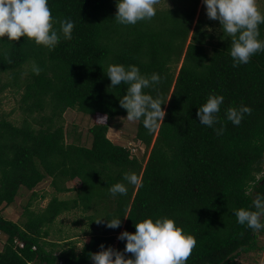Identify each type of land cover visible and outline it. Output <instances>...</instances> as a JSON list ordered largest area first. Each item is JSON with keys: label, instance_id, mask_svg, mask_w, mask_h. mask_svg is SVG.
I'll return each instance as SVG.
<instances>
[{"label": "trees", "instance_id": "1", "mask_svg": "<svg viewBox=\"0 0 264 264\" xmlns=\"http://www.w3.org/2000/svg\"><path fill=\"white\" fill-rule=\"evenodd\" d=\"M166 1L173 6L158 9L151 20L123 26L114 20L116 0H49L54 27L59 29L61 16L74 19L71 36L61 32L51 48L27 37L0 38V94L19 95L27 115L17 123L10 119L13 112L0 110V211L14 204L22 187L34 191L47 178L58 193L70 192L68 181L81 182L72 200L54 197L39 211L29 203L20 222L0 213V264H92L90 253L101 244L122 251L121 231L134 232L136 222L161 216L195 237L187 264H238L242 255L262 249L264 230L238 224L233 213L251 208L257 193H264V52L233 67L231 38L221 30L213 43L205 22H195L202 0ZM259 30L264 39V24ZM32 62L39 75L32 73ZM109 64L161 76L143 91L167 102L163 122L149 132L142 120L134 121L143 154L108 137L111 125L126 119L119 99L128 87H109ZM210 93L224 97L221 122L214 125H223L220 135L196 117ZM241 105L252 111L234 126L225 111ZM68 110L107 114L106 124L89 130L91 146L67 141L62 122ZM125 173H135L138 184L124 181ZM117 182L126 184V195L109 193ZM75 210L86 213L82 235L89 237L80 251L70 238L49 240L51 225ZM101 216H122L121 227L96 223Z\"/></svg>", "mask_w": 264, "mask_h": 264}, {"label": "clouds", "instance_id": "2", "mask_svg": "<svg viewBox=\"0 0 264 264\" xmlns=\"http://www.w3.org/2000/svg\"><path fill=\"white\" fill-rule=\"evenodd\" d=\"M159 3L160 0H116L114 20L123 26L151 20L157 14ZM202 3L207 18L218 21L223 34L231 38L229 54L233 67L247 64L253 55L264 52V39L260 38L259 30V26L264 24V12L258 7V0H202ZM52 21L49 0H0V38L17 41L27 37L36 45L51 48L61 39V32L64 36L72 35L75 23L72 17L61 16L58 29ZM31 71L39 75L41 68L32 62ZM106 76L110 80L109 87L115 88L122 83L128 85L126 94L119 99L120 106L126 110L127 120H142L149 132L163 122L166 113L162 105L167 102L159 95L153 97L143 91L161 82L158 73L145 75L141 74L136 65L125 67L123 64H109ZM223 101V95L210 93L196 112L199 124L214 128V125L220 123L219 113ZM251 111L245 105L230 107L226 109L225 116L234 126H238L244 115L251 114ZM107 119L105 114L98 117L96 122L105 124ZM214 130L218 135L222 134L223 125ZM123 180L131 185L139 182L135 173H125ZM109 193L112 196L126 195L127 186L117 182L109 188ZM233 214L238 224L254 232L264 230V193H257L251 208H240ZM121 217L114 216L109 220L101 216L95 221L103 223L107 228L116 229L121 227ZM134 227V232L123 230L118 234L117 239L125 241L122 251L101 244L100 251L90 253L92 264H187L197 244L192 234L167 216L155 219L148 217L136 222ZM127 253L131 255L126 257Z\"/></svg>", "mask_w": 264, "mask_h": 264}, {"label": "rangeland", "instance_id": "3", "mask_svg": "<svg viewBox=\"0 0 264 264\" xmlns=\"http://www.w3.org/2000/svg\"><path fill=\"white\" fill-rule=\"evenodd\" d=\"M173 5L166 0H160L158 5V9H167L172 7ZM258 7L262 12H264V0H258ZM201 19L205 22V30L215 37L210 39L211 42L216 43L217 36L221 32V28L218 21L209 20L205 14V6L203 3H200L198 14L195 19V22ZM211 29V31L209 30ZM211 51V46H208ZM5 82V80H3ZM1 104L0 110L5 114H13L11 115V120L14 122H22L23 119L27 116L20 109V99L19 95H15L10 90H7L3 94H0ZM49 111L42 112L41 115L48 114ZM39 115V113H36ZM101 115L97 116H84L81 113L76 111L68 110L63 116L62 124L65 127V130L68 133V142L72 141L76 144L83 146H91L92 143V135L89 130L95 124H103L96 122L97 118ZM107 122V120H106ZM105 122V124H106ZM136 136V124L134 121H129L127 119H120L113 123L109 129L108 137L116 144H119L124 147H130L132 152L134 150V146L138 148L136 150H140V153L143 154L145 151V146H139L135 140ZM133 147V148H132ZM51 178H47L45 181L40 183L34 191H29L28 189L22 187L19 195L16 197L13 205L4 207L3 210L0 211L2 215H4L7 219H11L14 222H20L24 220V212L29 203H31L32 210L39 211L44 210L50 201L54 197H58L61 200H72L77 196V190L81 186V182L76 179L72 181H68L66 186L70 188V192L58 193L55 191L53 186L51 185ZM33 192L36 196L32 197ZM86 213L81 210H75L72 212H66L64 215H61L57 221L51 225V237L49 240L57 241V240H66L70 238V241L76 242L77 251H80L84 244L89 242V237L83 236V231L86 228L87 222L84 221ZM81 221L80 225H75V222ZM90 228V227H88ZM68 240V239H67ZM3 246V240L0 239V250ZM261 250H257L251 252L249 254H244L238 259V264H264V237L260 239ZM67 248V247H66Z\"/></svg>", "mask_w": 264, "mask_h": 264}, {"label": "built area", "instance_id": "4", "mask_svg": "<svg viewBox=\"0 0 264 264\" xmlns=\"http://www.w3.org/2000/svg\"><path fill=\"white\" fill-rule=\"evenodd\" d=\"M135 149H136V148L134 147L133 153H136V152H135Z\"/></svg>", "mask_w": 264, "mask_h": 264}]
</instances>
